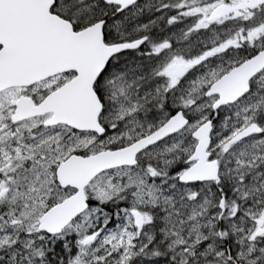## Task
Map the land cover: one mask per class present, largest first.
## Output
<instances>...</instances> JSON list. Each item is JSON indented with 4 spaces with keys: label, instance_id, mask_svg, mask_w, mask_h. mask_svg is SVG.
I'll list each match as a JSON object with an SVG mask.
<instances>
[{
    "label": "snow or ice",
    "instance_id": "6c2138e0",
    "mask_svg": "<svg viewBox=\"0 0 264 264\" xmlns=\"http://www.w3.org/2000/svg\"><path fill=\"white\" fill-rule=\"evenodd\" d=\"M0 264H264V0H0Z\"/></svg>",
    "mask_w": 264,
    "mask_h": 264
}]
</instances>
